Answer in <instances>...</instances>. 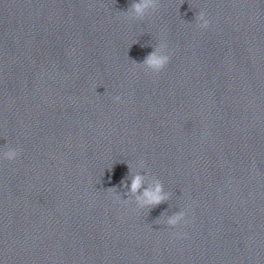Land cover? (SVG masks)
Segmentation results:
<instances>
[{"label": "clouds", "instance_id": "clouds-1", "mask_svg": "<svg viewBox=\"0 0 264 264\" xmlns=\"http://www.w3.org/2000/svg\"><path fill=\"white\" fill-rule=\"evenodd\" d=\"M160 5V0H134L126 12H124L123 18L131 21L132 19L142 20L149 10L156 11ZM211 21L207 18L204 11H200L196 14V26L200 29H208L210 27ZM167 45H160L157 49H154L149 53L144 61L135 65L139 68H145L148 72L153 74H159L164 71L170 62V55L162 52V49L167 48ZM113 100L117 103L121 101L120 96L113 97ZM20 154V149L18 148H7L2 153H0V158L7 161H14L18 158ZM144 177L137 174L132 178L131 181V193L135 194L142 187V182ZM124 184V182H122ZM124 186H127L126 184ZM108 194L113 197V199L121 204H125L122 197L115 192V189H108ZM168 195L163 193L162 184L157 181L154 188L145 189L143 191L142 197H138L139 208H152L156 207L161 203H164L168 199ZM186 212L181 210L178 213L172 215L167 219V225L171 228H177L182 223H186L185 220ZM173 237L181 238L186 236V233H181L176 231L172 233Z\"/></svg>", "mask_w": 264, "mask_h": 264}]
</instances>
